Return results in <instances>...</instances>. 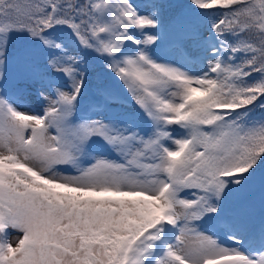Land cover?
<instances>
[{
  "label": "snow or ice",
  "instance_id": "1",
  "mask_svg": "<svg viewBox=\"0 0 264 264\" xmlns=\"http://www.w3.org/2000/svg\"><path fill=\"white\" fill-rule=\"evenodd\" d=\"M0 264H264V0H0Z\"/></svg>",
  "mask_w": 264,
  "mask_h": 264
},
{
  "label": "rangeland",
  "instance_id": "2",
  "mask_svg": "<svg viewBox=\"0 0 264 264\" xmlns=\"http://www.w3.org/2000/svg\"><path fill=\"white\" fill-rule=\"evenodd\" d=\"M173 2L175 3H178V4H186L187 3V0H173ZM179 23V21H178ZM203 29L201 30V34L203 35ZM25 107H32L31 105V101L28 100L25 102ZM137 123L140 125V127L142 128H147V124L146 122L142 121V120H137ZM101 150V152H104L105 155L108 157V158H112V159H117V155L115 153H111V152H107L105 149H99ZM256 212L258 214L259 212V204H258V197H257V200H256Z\"/></svg>",
  "mask_w": 264,
  "mask_h": 264
}]
</instances>
